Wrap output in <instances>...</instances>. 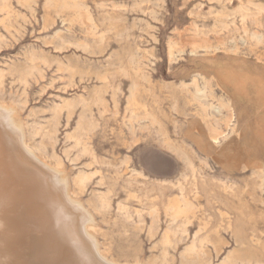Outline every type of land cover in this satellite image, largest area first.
Wrapping results in <instances>:
<instances>
[{
	"label": "rangeland",
	"instance_id": "obj_1",
	"mask_svg": "<svg viewBox=\"0 0 264 264\" xmlns=\"http://www.w3.org/2000/svg\"><path fill=\"white\" fill-rule=\"evenodd\" d=\"M3 1L0 103L16 107L36 152L50 164L60 161L73 194L95 217L105 256L129 264H223L228 253L244 256L241 228L264 244V0ZM76 3L87 5L95 30ZM196 28L209 41L192 53ZM196 74L200 98L191 84ZM207 101L221 105L222 115ZM8 157L0 145L1 163ZM82 170L85 180L77 182ZM177 179L201 186L192 222L165 209L181 193L169 181ZM29 234L48 235L43 224ZM49 250L54 263L59 256Z\"/></svg>",
	"mask_w": 264,
	"mask_h": 264
},
{
	"label": "bare ground",
	"instance_id": "obj_2",
	"mask_svg": "<svg viewBox=\"0 0 264 264\" xmlns=\"http://www.w3.org/2000/svg\"><path fill=\"white\" fill-rule=\"evenodd\" d=\"M64 1L66 2L67 0H63V2ZM0 2L2 3V6H4L3 8H8V5L3 0H0ZM74 7L77 9V14L79 15L80 19L86 23L87 27L90 30H95L97 28V25H95L94 19L92 18L87 5L84 3H76L74 4ZM254 36H261V34L259 32H254ZM189 40L192 45L191 52L198 53V47L200 46L199 42H208L209 37L206 32L200 31L196 28L190 35ZM241 40L243 41V43H245V40L243 38ZM168 50L169 55L172 57L174 54V50L171 42H169ZM183 83L185 85L190 84L184 81ZM191 84H193L195 87V97H202L204 94V89L201 88L198 82V74L193 76ZM135 101L136 100H134V103ZM203 105L205 107H209L211 112L216 117L222 115V112H220L222 107L221 105L220 107L208 101L203 103ZM13 111H16V107L0 103V139H2L0 145L2 146L4 151L6 150L9 156L8 158H10V163L5 161V163L2 164L0 161V264H129L127 261L120 262L113 258H109L108 256H105L103 254L105 253L104 250L102 251L98 249L97 242L94 236V234H96V226H94L93 222L91 221L94 217L92 212L89 210V208L87 209V205L83 200L73 194L72 191L74 190L70 188L68 176L64 174L62 168L59 167L60 161L58 159L56 160V163H58V165L48 163L44 158V156L46 155L43 156V154L41 155V153L36 152V147L33 148L34 146L32 147L28 144L25 136L26 133H24L25 130L23 128V122L21 119H19V117L13 114ZM131 117V122H133L137 118V114L135 113L134 116L132 114ZM67 123L69 124V122ZM81 138H83V136ZM79 142L81 143V140ZM128 160H130V157ZM140 161L142 164V157L140 158ZM189 164L193 166L192 172L195 174L196 170L194 165L191 161L189 162ZM137 170L141 175L146 176L142 169L137 168ZM8 175H11V177H9ZM84 176L86 175H84V171L82 170L81 174L77 176L76 181H82L84 179ZM88 177L90 178V175H88ZM186 177L187 174L183 176L185 180ZM146 180L147 179H145V181ZM162 181L168 182L166 180ZM169 181L173 186H177L180 189L181 193L174 199H170L168 206L165 205V209H167L168 212L167 214L172 215L171 217L174 218L183 217L185 218V223L192 222L190 213L193 214L196 210L194 199H200V196L202 195L200 192V184L198 182H194L191 186L187 187L184 185L185 183L181 179H177V182H174L173 180ZM220 187H222V189H224L226 193H230L232 195L236 191L233 186L222 185ZM207 192L209 193L211 191L209 190L206 191V193ZM169 196H171V193ZM98 200H100V204L94 205L96 208L101 207L103 203V200ZM140 209L137 208L138 211ZM103 211L101 210L100 212ZM195 214L196 213H194L193 215ZM153 216H155V214ZM35 218H41V221L37 222ZM155 221H153V223ZM185 223L183 224L186 225ZM42 224L48 235L40 236V238H29V233L31 231L39 229V226H41ZM89 225L93 227L90 228ZM154 225L156 224L154 223ZM234 225L232 222L228 221L227 227L230 228ZM238 228H240V226ZM237 231V234H239L240 236L239 243L242 246L245 245V248H242L244 250V256L239 258L238 256H231L230 253H228V257H226V259L222 261L223 264H264V261L260 257V255L264 253V244L261 243L257 234L253 233L252 237L248 239L243 235L242 228ZM164 232H166V230H164ZM169 235V231H167L165 234L166 239L170 237ZM169 240H167L168 244L171 243L169 242ZM172 240L173 238L171 239V241ZM194 243H196V240L194 241ZM50 247L56 250L57 255L59 256L57 260L54 259L56 261L54 263H51L52 259L50 258ZM188 248L191 249V246ZM193 248L196 249L194 246L192 247V249ZM190 249H188L189 252H193L190 251ZM202 250L203 249H201V252ZM196 252L193 253H195L196 255ZM231 254L233 255L232 252ZM188 263L202 264V262H200L197 258L191 259L190 261H188ZM206 263L208 262L206 261ZM132 264H142V261H135ZM164 264L166 263L164 262Z\"/></svg>",
	"mask_w": 264,
	"mask_h": 264
}]
</instances>
